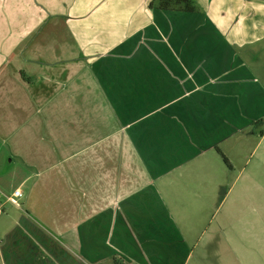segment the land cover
Wrapping results in <instances>:
<instances>
[{
    "label": "crops",
    "instance_id": "1",
    "mask_svg": "<svg viewBox=\"0 0 264 264\" xmlns=\"http://www.w3.org/2000/svg\"><path fill=\"white\" fill-rule=\"evenodd\" d=\"M194 1L0 0V264H223L264 0Z\"/></svg>",
    "mask_w": 264,
    "mask_h": 264
},
{
    "label": "rangeland",
    "instance_id": "2",
    "mask_svg": "<svg viewBox=\"0 0 264 264\" xmlns=\"http://www.w3.org/2000/svg\"><path fill=\"white\" fill-rule=\"evenodd\" d=\"M260 67L263 71L264 64L259 66L258 72H262ZM259 83L261 84L257 88V96H259V98H255L254 100L252 98L248 102L246 106V113L250 114L257 111L258 116L263 115V119L257 121L255 126L251 127L250 130L254 129L256 133H253L252 135L247 134L249 137L243 141H240L238 143L239 146L237 145V149L234 151L235 153L233 154V162L235 164L236 171L238 169H242V175L235 183L234 187V190L236 191L238 189H242V195L240 198L241 205L240 211H235L236 203L231 205L232 212H228L227 215L233 218L235 215L237 218L240 216V212L242 211V219L243 217L245 219H249L250 216L254 217L255 214L256 219H251V221L244 223L243 230H232L227 224L230 223L232 226H234V219L230 220L229 222L225 221L223 227L220 222L218 209L211 210L209 206V214L207 216L209 217V222L206 223L203 230L194 229L192 231L193 237L195 239H201H197L199 245L203 244V241L205 242L207 239L210 243V239H212L215 232H218L220 235L224 236V241H220V245L218 247H213L212 242L208 247V253L211 256L218 248L220 255L222 256L221 259L223 260V264H264V158L262 157V155H264V134L259 140L260 132L264 131V97L262 98V96H264V77L261 79L259 78ZM261 88H263V91ZM243 132L246 133V130ZM230 157H232V155ZM250 174L253 176L252 178H245L246 175ZM234 178L235 176L231 177V180L228 182L229 185L234 180ZM23 189L25 188L23 187ZM245 195H247V198L244 197ZM182 202V204H184L185 201ZM210 202H212V199H210ZM230 204L231 203H226L223 205L222 210ZM9 205L10 203L7 205L5 203L4 206L8 208ZM209 205H211V203ZM215 207H217V205ZM254 207L257 208L256 212L250 214L247 213V211L252 210ZM176 216L178 220H182L183 218V214H178ZM194 216L192 219L195 221L197 216ZM221 228L224 230L221 231ZM192 263L193 260L189 264Z\"/></svg>",
    "mask_w": 264,
    "mask_h": 264
},
{
    "label": "trees",
    "instance_id": "3",
    "mask_svg": "<svg viewBox=\"0 0 264 264\" xmlns=\"http://www.w3.org/2000/svg\"><path fill=\"white\" fill-rule=\"evenodd\" d=\"M154 2L160 9L179 8L185 11H192L197 7L194 0H154Z\"/></svg>",
    "mask_w": 264,
    "mask_h": 264
},
{
    "label": "built area",
    "instance_id": "4",
    "mask_svg": "<svg viewBox=\"0 0 264 264\" xmlns=\"http://www.w3.org/2000/svg\"><path fill=\"white\" fill-rule=\"evenodd\" d=\"M21 190L19 188L14 189L10 194L8 195H2L4 197L3 202L0 201V215L4 212L5 206L3 205L5 202H15V198L21 196Z\"/></svg>",
    "mask_w": 264,
    "mask_h": 264
}]
</instances>
